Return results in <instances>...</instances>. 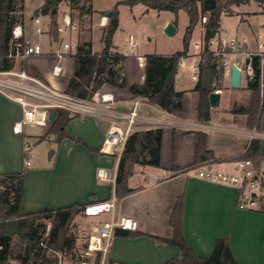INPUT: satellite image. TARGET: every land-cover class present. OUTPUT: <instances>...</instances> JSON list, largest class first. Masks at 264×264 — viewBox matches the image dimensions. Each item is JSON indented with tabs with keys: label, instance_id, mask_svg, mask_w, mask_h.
Wrapping results in <instances>:
<instances>
[{
	"label": "crops",
	"instance_id": "crops-1",
	"mask_svg": "<svg viewBox=\"0 0 264 264\" xmlns=\"http://www.w3.org/2000/svg\"><path fill=\"white\" fill-rule=\"evenodd\" d=\"M22 1V21L19 24L24 30L25 37L41 46L42 53L17 60L13 69L33 74L51 87L64 91L74 71V54H68L61 60L60 76H53L51 69L57 63L54 53L59 48V42L67 36L59 34L57 41H54L48 33L47 16H39L45 32L39 36L33 34L32 14L42 5L43 0L28 11V17L24 13V0ZM250 1L253 0L242 3ZM61 10L64 13H60ZM68 10V4L65 2L59 4L58 23L61 22L63 15H70ZM92 10L88 21L91 32L94 27L102 31L104 27L99 25V21L104 13L99 14L97 21H93V16L99 11L93 7ZM230 10L232 14L238 15L239 26L244 27L245 33L240 38H245L246 44L242 52H257L259 44H262L258 40L264 37V3L256 2V6L249 11L235 12L231 7ZM73 20L78 22L77 18ZM27 21L31 24L30 30L26 28ZM79 31L80 29L73 34L75 44H78ZM217 36H220V33ZM102 38L103 36L100 38L101 42ZM88 40L91 42L92 51L99 53L102 48L98 51L93 49L91 33L86 38L81 37V43ZM196 58L193 52L187 53L183 64L179 63L175 76L174 88L183 93L181 113H167L144 99L132 96L129 86L141 85L144 81L143 55H130L123 60L122 69L127 87L114 88L104 84L98 90L113 95L117 102L114 110L118 112H127L131 101L140 99L142 105L139 113L143 122L138 123L137 130L162 129L159 167L135 165L133 174L127 181V187L131 192L116 202L115 214L135 219L138 229L129 232L130 235L127 237H113L107 264H166L178 259L179 250L176 247L161 244L150 236L160 238L171 236L168 219L180 196L183 199V235L198 258L209 256L215 242L220 238H227L233 258L238 264H264V214L260 211L264 200L259 208L238 209L235 189L204 181L198 178L195 172L196 169L203 168L236 173L235 162L241 160L240 157L245 154L250 141L256 139L259 141L260 157L256 165H253L252 173L264 191V108L260 129L248 128L246 116L231 113V110L247 104L249 91L246 86H241V83L239 87L241 90L223 86L218 106L212 107L210 120L199 122L196 117L195 81L191 77L190 80L188 78V70L191 71L190 66ZM243 60V53H231L226 57L225 81L229 82V65ZM231 90L237 92H230ZM20 116L19 105L0 94V175L25 170L20 204L22 213L38 212L46 208L56 210L68 206H84L115 196L114 178L119 158L115 154L102 151L108 122L92 117L73 118L66 127L71 138L58 141L54 134H48L43 138L53 137L56 141V147L50 156L54 158L53 163L45 167L31 168V164L24 167L21 158L23 136L12 130ZM47 129L48 126L41 129L42 131L27 130V133L37 132L39 138ZM196 131L206 135V149L213 157L191 168L196 158L194 134ZM30 138L34 141L36 137ZM97 168L106 169L111 180H99L95 175ZM134 233L142 235L131 236Z\"/></svg>",
	"mask_w": 264,
	"mask_h": 264
},
{
	"label": "trees",
	"instance_id": "trees-1",
	"mask_svg": "<svg viewBox=\"0 0 264 264\" xmlns=\"http://www.w3.org/2000/svg\"><path fill=\"white\" fill-rule=\"evenodd\" d=\"M249 0H120L118 4L132 7L142 4L146 9L168 11L175 16L180 10L188 17L185 28L182 49L172 55H146L144 81L141 85H130L129 91L133 97L144 99L159 109L170 113L183 112V93L174 88L175 76L182 58L187 57L189 43L194 28L206 16L203 24V50L197 64V80L194 91L197 94L196 117L199 122H207L211 118L212 107L209 95L220 89V81L225 73L224 62L230 50H223L215 55L209 49V42L218 34L219 20L223 13L231 14L230 7ZM264 3V0H253ZM17 0H0V71L13 69L14 59L8 58L13 48L11 33L13 28L22 21V0L17 10ZM65 2L70 11H77L78 16L92 14L91 0H43L32 16H47L49 18L48 33L54 41L59 38L58 15L59 4ZM19 11L18 16L16 12ZM71 18L73 16L70 14ZM74 19V18H73ZM80 21L77 25L80 29ZM175 24V22H173ZM118 28V12L112 11L111 18L104 29L103 47L99 53L93 52L90 40L77 45L74 54L75 67L64 92L78 99H90L102 85L108 84L114 88L127 87L123 75L122 62L124 56L113 51L112 37ZM264 62V60H263ZM261 58L252 56L254 77L247 81L246 89L249 99L245 106L231 110V113L244 114L246 126L259 130L264 108V76L259 79ZM109 69L112 74L108 73ZM77 117L64 110H57L54 119L49 122L48 129L43 135L54 134L58 141L71 138L67 133L68 123ZM196 138V158L191 168L212 158V153L206 149V135L194 132ZM162 129H145L134 131L127 139L124 149L118 159L114 178L115 197L118 200L129 194L127 181L133 174L135 165L159 167ZM260 157L259 141H250L245 154L240 159H249L256 165ZM25 170L18 173L0 175V264H8L10 260H18L22 264H57V254L65 253L71 248L73 239L69 236V227L74 217L80 213L83 205L68 206L56 210L43 209L33 213H22L20 204L23 194V177ZM260 211L264 214V204ZM183 199L178 197L168 219L171 228L169 238L153 237L161 244L171 245L179 250V258L166 264H238L228 245L227 238L218 239L212 253L205 258H198L183 235L182 224ZM50 223L44 246L40 245ZM128 231L116 230L115 236H129ZM142 235L134 233L131 236ZM264 239V232H263Z\"/></svg>",
	"mask_w": 264,
	"mask_h": 264
},
{
	"label": "built area",
	"instance_id": "built-area-1",
	"mask_svg": "<svg viewBox=\"0 0 264 264\" xmlns=\"http://www.w3.org/2000/svg\"><path fill=\"white\" fill-rule=\"evenodd\" d=\"M207 20L206 16L201 17L202 24ZM33 23V34L42 35L45 31L41 24L40 17L31 19ZM108 19L102 16L99 21L101 27H106ZM78 31L77 23L69 14H65L58 24V33L67 36L60 40L59 48L54 53L57 63L52 66L51 73L58 77L62 73L61 60L68 54H75L77 44L73 42V34ZM13 48L8 53V58L22 60L25 57L39 55L42 53L41 46L25 37L24 30L20 24L16 25L11 33ZM128 46L133 50L136 42L129 37ZM246 44L245 38L225 39L215 36L209 42V49L215 54H224L222 51L227 49L230 53H243V61H235L241 72V77L250 81L254 77L252 67V56H259L261 64L259 69V79L262 81L264 76V44H259L258 51L246 53L239 51ZM203 41H196L193 44L195 55L198 59L191 64V79L197 80V64L200 53L203 50ZM183 59L180 64H183ZM224 66H227L225 60ZM0 94L16 102L21 110V116L13 125V132L23 136L22 150L24 154V164L30 165L28 154L32 151L33 141L30 137H37V132L27 133V130L46 128L49 124L48 116L52 110H64L71 114L81 117H92L108 122L105 132L102 151L107 154H115L120 157L128 137L138 129V123L143 122L139 109L142 105L140 99H133L127 112L114 110L116 100L111 93L95 92L90 99H78L66 94L64 91L57 90L33 74L23 70L10 69L0 71ZM236 173L222 171L203 170L198 171L196 176L204 181L233 188L237 191V208L241 210L259 208L264 200V191L260 188L257 180L253 177L252 162L249 159H241L235 162ZM96 177L101 181L111 180V176L104 168H97ZM113 181V180H112ZM117 199L112 197L100 201L86 204L80 213L94 220L90 226L87 237L86 251L72 260L69 264H107V256L112 244L116 230L135 232L138 223L129 216H119L115 214ZM108 215L106 219H100L101 215ZM45 238L41 239L40 245L44 246ZM8 264H22L18 260H10ZM58 264L61 262L58 261Z\"/></svg>",
	"mask_w": 264,
	"mask_h": 264
},
{
	"label": "rangeland",
	"instance_id": "rangeland-1",
	"mask_svg": "<svg viewBox=\"0 0 264 264\" xmlns=\"http://www.w3.org/2000/svg\"><path fill=\"white\" fill-rule=\"evenodd\" d=\"M17 10L20 6V0H17ZM41 0H24V13L28 17V11L34 8L40 3ZM120 0H91V5L97 12L93 16V21H97L100 13H104L107 9H115L118 12V28L116 29L112 37L113 51L124 56V60L130 55H161L167 56L180 51L182 49V40L186 26L188 25V17L186 13L182 10L178 12L175 16L173 13L168 11H155L152 9H146L142 4H137L132 7H128L123 4H118ZM229 1V0H224ZM241 4V5H240ZM237 5H232L231 9L235 12L249 11L251 8L256 6V2L250 1L249 3H240ZM68 12L80 21V33L77 36V43H81V37H88L91 33L92 47L95 51L102 48V42L100 38L104 35V29L102 31L94 27L91 32V27L89 24L90 15L78 16L77 11ZM60 13H64L63 10ZM19 11L16 12L18 16ZM59 14L56 20L58 21ZM102 17V15H101ZM168 22H175V33L172 36H167L164 33V28ZM239 17L236 14H226L223 13L219 20V30L220 38L231 39L234 37H241L245 33L244 27L239 26ZM26 28L30 30L31 24L29 21L26 22ZM59 24V23H58ZM203 35V24L200 20L197 26L194 28L192 37L189 43L188 54L191 52L195 53L193 44L196 41H201ZM131 37L135 42L136 46L133 50L128 46V39ZM259 43L264 44V37L258 40ZM77 44V45H78ZM132 51V53H131ZM239 51L242 52V49ZM229 54L226 55V57ZM198 57L196 58V60ZM16 65V61L14 62ZM19 65V64H18ZM20 66V65H19ZM192 76V71L188 70V78ZM187 78V77H186ZM193 81H191L192 84ZM247 80L241 81V86H246ZM220 89L216 90L219 93L223 92V86H229V82L224 80V76L220 81ZM239 88L238 90H241ZM230 92H237L231 90ZM249 99V98H248ZM41 130V129H39ZM42 131V130H41ZM44 137H36L33 140L32 151L28 154V159L31 164V168L34 167H45L51 165L54 158H50V152L56 147V141L53 137L50 139ZM43 139V140H42ZM21 158H24L23 150L21 148ZM24 162V161H23ZM24 167L25 164H24ZM205 169H196L195 172L203 171ZM108 215H101L100 218L106 219ZM46 231L43 238H47L48 230L50 228V223L45 221ZM94 220L91 218L84 217L81 213L77 214L69 227V236L73 239V244L70 249L65 253L57 254L58 261L61 264H69L74 258L86 251L87 237L90 232V226L93 224ZM57 261V264H58Z\"/></svg>",
	"mask_w": 264,
	"mask_h": 264
},
{
	"label": "water",
	"instance_id": "water-1",
	"mask_svg": "<svg viewBox=\"0 0 264 264\" xmlns=\"http://www.w3.org/2000/svg\"><path fill=\"white\" fill-rule=\"evenodd\" d=\"M104 16L107 19L111 18L112 11H105ZM164 33L167 36H172L175 33V26L173 23L168 22L164 28ZM108 73L112 74V70L109 69ZM241 83V72L240 69L235 64L229 65V86L233 89H237L240 87ZM220 93L219 91H214L209 95V103L211 107H216L219 104ZM55 111L52 110L48 116V122H51L55 117ZM53 152L51 151L49 156H51ZM79 264V263H76Z\"/></svg>",
	"mask_w": 264,
	"mask_h": 264
}]
</instances>
